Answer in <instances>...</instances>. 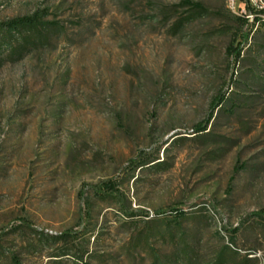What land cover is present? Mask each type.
<instances>
[{"label":"rangeland","instance_id":"374dc122","mask_svg":"<svg viewBox=\"0 0 264 264\" xmlns=\"http://www.w3.org/2000/svg\"><path fill=\"white\" fill-rule=\"evenodd\" d=\"M248 1L0 0V21L45 8L64 26L0 67V264H264V0ZM141 153L159 160L134 170Z\"/></svg>","mask_w":264,"mask_h":264},{"label":"trees","instance_id":"16d2710c","mask_svg":"<svg viewBox=\"0 0 264 264\" xmlns=\"http://www.w3.org/2000/svg\"><path fill=\"white\" fill-rule=\"evenodd\" d=\"M246 8L249 10L252 16L253 10L248 0L244 2ZM199 6V5H197ZM201 8V6H199ZM264 14V11H262ZM49 10L45 8H39L30 15L16 17L7 21H0V67L11 59H21L24 55L40 49H46L50 43L54 41L60 30L64 28L59 22L55 20H48ZM250 18L245 19L248 22ZM182 18H180L175 24L176 27L182 25ZM233 55L240 57L239 49H233ZM227 99L224 95L215 98L211 114L206 122L199 124L195 127V133H204L208 131L214 119V113L216 110L223 108ZM144 154L130 162L132 168L136 170L139 167L146 166L155 163L159 159H148ZM93 192L96 195H112L115 193V185L110 182H103L95 187H92ZM87 189H83L82 196L85 197ZM63 237L72 236L71 233H65ZM71 255L70 251H65L58 257L62 258ZM89 257V252H83L80 256H76L79 259L80 264H89L84 262L85 257Z\"/></svg>","mask_w":264,"mask_h":264}]
</instances>
